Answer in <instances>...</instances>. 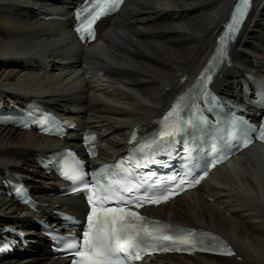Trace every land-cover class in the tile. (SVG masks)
Here are the masks:
<instances>
[{
  "label": "bare ground",
  "instance_id": "1",
  "mask_svg": "<svg viewBox=\"0 0 264 264\" xmlns=\"http://www.w3.org/2000/svg\"><path fill=\"white\" fill-rule=\"evenodd\" d=\"M232 2L126 0L116 15L99 22L97 39L82 45L72 31L70 10L59 0H0V107L24 98L42 100L80 128L97 132L103 146L95 160L110 159L124 149L130 130L154 127V119L191 82ZM53 9L62 10V20L38 16L37 11ZM263 65L264 0H254L215 88L241 102L240 78L260 73ZM75 145V139L0 124V179L6 172L24 178L41 203L30 210L0 194V228L28 224L38 244L0 264H64L44 251L46 239L32 218L50 219L53 209L78 212L82 200L50 195L56 179L39 168L35 157L55 146ZM148 209L169 222L216 232L236 250L230 258L170 256L151 264H264V147L247 148L230 164L216 166L198 187Z\"/></svg>",
  "mask_w": 264,
  "mask_h": 264
},
{
  "label": "snow or ice",
  "instance_id": "2",
  "mask_svg": "<svg viewBox=\"0 0 264 264\" xmlns=\"http://www.w3.org/2000/svg\"><path fill=\"white\" fill-rule=\"evenodd\" d=\"M116 3H118V0L112 3L111 6H116ZM101 11H103V9H101ZM99 14L100 13L92 15L86 21V23L78 25L76 31L86 32L87 34L91 35V25L98 18ZM240 15L243 16L244 12L242 11ZM236 23H240V20L237 19ZM65 175L69 176V178L72 179L80 178L78 174L70 175L66 172ZM93 211L95 212V209H93ZM126 216L136 217L137 214L125 212L124 209H109L105 213L103 226L98 229H94L91 238H89L88 232L84 234L85 248L83 251H76V255L81 258L79 264H124V261L119 258V254L125 252L126 249L136 248V239H140L139 230L136 231L135 236H133V234L128 230L131 226H123ZM109 217H111L110 221ZM92 218L93 217L90 215L89 220L91 221ZM142 231L145 232L148 236H152V232L148 229H142ZM159 239L173 240V237L164 236L159 237ZM141 242L144 244L145 247L150 246V241L147 239H141ZM184 243H190V241L185 240ZM69 248H76V245H69ZM125 254L127 255V253ZM134 258H140L139 251L137 252Z\"/></svg>",
  "mask_w": 264,
  "mask_h": 264
},
{
  "label": "rangeland",
  "instance_id": "3",
  "mask_svg": "<svg viewBox=\"0 0 264 264\" xmlns=\"http://www.w3.org/2000/svg\"><path fill=\"white\" fill-rule=\"evenodd\" d=\"M233 257H235V256H233ZM237 260H240V258L238 257Z\"/></svg>",
  "mask_w": 264,
  "mask_h": 264
}]
</instances>
